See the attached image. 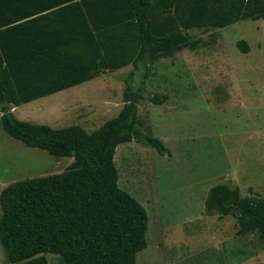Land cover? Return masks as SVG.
Returning <instances> with one entry per match:
<instances>
[{"label": "trees", "instance_id": "1", "mask_svg": "<svg viewBox=\"0 0 264 264\" xmlns=\"http://www.w3.org/2000/svg\"><path fill=\"white\" fill-rule=\"evenodd\" d=\"M247 20L264 21V0H0V127L27 148L72 159L59 174L0 191V246L9 264H46L43 253L63 264H135L146 246L147 216L118 188L113 157L118 145L132 141L168 153L137 128L139 102L165 99L144 95L150 67L195 49L191 29ZM236 47L248 51L243 40ZM128 65L121 109L91 132L19 121L10 111ZM203 206L208 215L232 217L237 234L264 240V196L241 197L217 184Z\"/></svg>", "mask_w": 264, "mask_h": 264}, {"label": "rangeland", "instance_id": "2", "mask_svg": "<svg viewBox=\"0 0 264 264\" xmlns=\"http://www.w3.org/2000/svg\"><path fill=\"white\" fill-rule=\"evenodd\" d=\"M195 49L159 58L150 67L137 128L161 141L166 155L134 141L115 148L117 186L147 216L146 246L135 264H264V240L237 234L230 216L208 215L210 187L224 184L241 197L264 196V21L221 29H191ZM243 40L247 53L236 42ZM130 65L100 70L88 82L14 107L23 122L91 132L115 117ZM136 79V78H135ZM136 82V81H135ZM72 159H55L8 137L0 127V191L29 178L65 171ZM46 264H63L43 253ZM0 264H9L0 246Z\"/></svg>", "mask_w": 264, "mask_h": 264}, {"label": "crops", "instance_id": "3", "mask_svg": "<svg viewBox=\"0 0 264 264\" xmlns=\"http://www.w3.org/2000/svg\"><path fill=\"white\" fill-rule=\"evenodd\" d=\"M22 105V104H21ZM14 109V106H11V109H10V111H12Z\"/></svg>", "mask_w": 264, "mask_h": 264}]
</instances>
